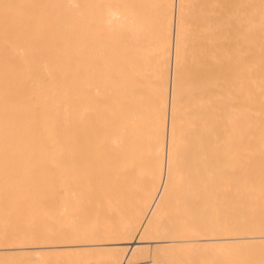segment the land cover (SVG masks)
<instances>
[{
	"label": "bare ground",
	"instance_id": "6f19581e",
	"mask_svg": "<svg viewBox=\"0 0 264 264\" xmlns=\"http://www.w3.org/2000/svg\"><path fill=\"white\" fill-rule=\"evenodd\" d=\"M264 264V0H0V264Z\"/></svg>",
	"mask_w": 264,
	"mask_h": 264
},
{
	"label": "rangeland",
	"instance_id": "374dc122",
	"mask_svg": "<svg viewBox=\"0 0 264 264\" xmlns=\"http://www.w3.org/2000/svg\"><path fill=\"white\" fill-rule=\"evenodd\" d=\"M144 264H148V262H145ZM149 264H150V262H149Z\"/></svg>",
	"mask_w": 264,
	"mask_h": 264
}]
</instances>
